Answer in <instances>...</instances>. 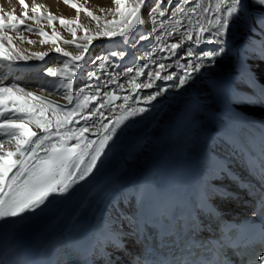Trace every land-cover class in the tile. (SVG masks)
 I'll return each instance as SVG.
<instances>
[{"label": "bare ground", "instance_id": "obj_1", "mask_svg": "<svg viewBox=\"0 0 264 264\" xmlns=\"http://www.w3.org/2000/svg\"><path fill=\"white\" fill-rule=\"evenodd\" d=\"M127 1L132 2V0ZM25 2L29 5L32 3L43 5L40 15L44 19L39 23L29 20L27 24L33 29H42L49 37L55 29L58 33L56 46L77 54L76 44H85L87 41L84 37L92 36L94 38L89 47L90 50L94 48L93 55L103 54L105 47L108 49L115 47L108 37L92 35L106 25L111 27L108 22L113 17L109 10L112 12L115 10L113 0H70L68 4L65 0H25ZM204 2L207 5L214 0H204ZM73 3L81 10L78 20L76 9L70 6ZM23 11L19 0H0V16L5 17L6 23V14L13 13L20 16ZM87 11L99 17V20H93L87 15ZM28 12L31 16L30 8ZM49 13L58 18L63 17L74 21V23L62 27L57 19L50 26L46 19ZM197 13H199V8H197ZM145 15H147L146 10ZM179 18L183 19L182 16ZM262 18H264V7L248 0L244 16L232 26L226 54L218 58L214 66L202 67L200 73L194 74L193 79L183 87L172 88L170 85L173 81L155 80L153 77L152 88L135 89L134 85L127 82L128 77L125 75L126 68L132 66L133 62L137 65L149 63V67L144 70L145 73L149 71L154 73L159 70L161 76L169 72H174L178 76L183 72L182 65L191 59L181 58L180 66H177L176 57L171 56L168 49L156 40L157 36H162L165 37L166 44L176 42L178 37L174 33L168 35L169 32H173V21L156 17L157 20H162L163 27L159 24L155 25V32H152L148 39L138 41L135 47L127 48L128 54L123 61L118 62L124 65V69L115 68L116 72L121 73L118 83L124 84V88L130 90L125 93L124 88L120 89L117 82L107 86V91L120 93L121 99L119 103L111 106L114 111H109L107 108L100 110L104 112L102 122L111 126L116 116L121 113L119 105L124 103L125 96L129 97V106L139 107L145 106L142 97L154 92L156 84L167 87L168 90L147 105L150 109L148 112L129 117L120 125L118 135H114L112 141H109V146L105 148L93 172L85 180L78 181L69 192L73 195L78 194L79 185L88 181L86 189L71 203L58 222L19 246L20 259L29 261L39 257L47 242L53 237L57 226L75 212L65 233L69 237H74L85 230L98 241L95 243L98 248L95 264H106L107 258L102 255L103 252H106L105 254L109 255L115 264H131L132 254L124 255L114 250L112 240H124L130 243L131 249L133 248L134 238L138 232L136 214L141 203L139 192L144 168L160 138L168 130L173 133L177 158L203 189L206 198L224 211L228 218L234 215L247 216L251 205L246 199L225 200L221 199L217 193L224 189L239 193L238 188L228 181L226 175L221 173V168H226L229 172L246 174L244 159L238 154L239 149L242 148L238 137L239 127L248 126L264 131V106L255 105L254 95V92L259 94L260 88L264 86V60L252 58L255 54L261 53V40L264 38L261 36V30L256 21ZM185 26L187 27V21H185ZM137 27L141 29L137 35H142L151 32L153 25L151 21H148L143 26L138 25ZM72 30L76 31L75 40L65 44V40L73 41ZM180 31H185V28H181ZM7 34L12 36L14 46L26 54L46 52L48 55L43 60L30 59L17 61L14 64L0 63V80L6 85L15 84L26 91H32L62 107H74L75 101L72 105H68L67 100L63 98V89H60V94H50L49 91L52 89V82L60 78L48 75L47 69L59 67L58 61L68 58L53 50L55 46L51 40L46 44L40 43L47 37L24 32L22 33L24 41L21 42L19 39L21 34L12 32ZM195 35L196 33L193 32V37ZM205 35L207 36L208 33ZM29 39L35 43H27ZM112 39L119 40L120 37ZM149 40L153 43H149ZM4 43L7 44V40ZM188 43L190 42L185 41V44ZM153 44L157 45L155 50ZM199 47H205V45L202 44ZM208 47L212 46L208 45ZM161 48L163 51H160ZM180 51V49L177 50L178 53ZM149 55L153 56V62L147 60ZM159 63L170 65V67L166 70L159 69ZM249 65L255 73V83L248 78L245 71ZM112 71L111 68L108 70V72ZM100 75L101 81L108 79L107 72H101ZM129 75L134 76L135 73ZM136 80L137 82L145 80V76L141 75ZM101 81L87 80L85 76H79L78 73V80L73 83V92L75 94L79 88ZM88 91L91 93L92 90ZM103 91L100 96H103ZM206 98L209 100L206 101ZM99 100L98 96L95 101L90 102L89 109L98 106ZM137 100L139 104L136 103ZM31 103L37 102L31 101ZM248 103L255 106L249 107ZM46 116L51 118V111L46 113ZM75 119L79 121L76 127L84 124L81 117L77 116ZM28 127L33 131H38L32 125ZM52 130L55 131V128ZM102 135L104 133L100 131L99 123L94 128L90 126V131L85 133L89 140H98ZM69 143L74 144L75 141ZM5 147L7 148L8 145ZM35 217L30 215L20 223L3 224L0 222V246L14 233L23 230L28 223L34 221ZM103 235L109 238L110 243L107 249H102L101 246Z\"/></svg>", "mask_w": 264, "mask_h": 264}, {"label": "snow or ice", "instance_id": "obj_2", "mask_svg": "<svg viewBox=\"0 0 264 264\" xmlns=\"http://www.w3.org/2000/svg\"><path fill=\"white\" fill-rule=\"evenodd\" d=\"M113 2L115 10L109 12L113 16L118 14L119 20L109 21L111 27L106 25L96 33V36L108 37L115 47L111 49L105 47L101 55H93L94 48L90 50L89 46L92 45L94 38L92 36L84 37L87 43L76 44L78 53L73 54L56 46L58 33L55 29L49 37L42 29H33L28 25L29 20L39 23L44 19L40 15L43 5L36 3L29 5L25 0H19L24 9L20 16L13 13L6 14L7 23L5 17L0 16V63L14 64L17 61L30 59L43 60L48 55L46 52L26 54L14 46L13 38L7 34L8 32L21 34L19 35L21 42L24 41L22 35L24 32L47 37L40 43L46 44L51 40L55 46L53 50L68 58L59 60V67L47 69L48 75L60 78L52 82L50 94H60V89H63V98L67 100V104L72 105L75 101L74 107H62L32 91H26L15 84L6 85L0 80V222L3 224L20 223L38 210L43 211L47 204L51 203L50 198L69 193L78 181L85 180L93 172L97 161L109 146V141H112L114 135H118L120 125L129 117L148 112L150 109L147 105L168 90L167 87L156 84L154 92L142 97L145 106L139 107L129 106V97L125 96L124 103L119 105L121 113L116 116L111 126L102 122L104 112L100 110L107 108L109 111H114L111 105L119 98L106 90L109 84L118 83L121 73L116 72L115 68L124 69V65L118 62L123 61L128 54L127 48L135 47L138 41L148 39L152 32H155V25L159 24L163 27L162 20H157L156 17L173 21V32H169L168 35L174 33L178 37L176 42L166 44L165 37L162 36H157L156 40L168 49L171 56L176 57L177 66H180L181 58L191 59L182 65L183 72L178 76L174 72L161 76L159 70L145 73L144 70L149 67V63L137 65L133 62L132 66L126 68L125 75L128 77L127 82L134 85L135 89L152 88L153 77L155 80L173 81L170 85L172 88L183 87L193 79L194 74L200 73L202 67L214 66L217 59L226 54L232 26L244 16L248 0H214L207 5L204 0H132L128 6L126 0H113ZM65 3H70V0H65ZM252 3L264 7V0H252ZM70 6L76 9L78 20L80 8L74 3ZM29 8L31 16L28 12ZM87 15L93 20H99V17L91 11H87ZM181 16L183 19L179 18ZM46 19L50 26L57 19L62 27L74 23L51 13ZM148 21L153 25L151 32L137 35L141 31L137 26H143ZM256 24L260 27L261 36L264 38V18L256 21ZM181 28H185V31L181 32ZM193 32L196 33L195 37ZM205 33L208 35L206 36ZM71 34L73 41L65 40V44L74 42L76 31L72 30ZM113 37L120 39L113 40ZM5 40L10 50L5 48ZM185 41L190 43L185 44ZM27 43L35 42L29 39ZM149 43L153 41L149 40ZM202 44L205 47H199ZM156 47L157 45L153 44L154 50ZM178 49L181 50L179 53ZM160 51H163V48ZM252 58L264 60V39L261 40V53L255 54ZM147 60L153 62V56L149 55ZM90 65L93 67H89ZM158 67L166 70L170 65L159 63ZM110 68L113 69L112 72H108ZM245 71L248 78L255 83L256 76L251 66L249 65ZM101 72L108 73L107 80L101 81ZM133 72L134 76L129 75ZM78 73L87 80L95 79L101 82L87 84L74 94L73 83L78 80ZM141 75L145 76V80L137 82L136 78ZM118 87L123 89L124 84L118 83ZM89 89L92 90L91 93ZM102 90H104L103 96H100ZM254 95L255 105L264 106V86L260 88L259 94L254 92ZM98 96L99 105L89 109L90 102L95 101ZM136 103L139 104V100ZM255 105L248 103L249 107ZM49 111L52 113L51 118L46 116ZM77 116L84 120V124L80 127H76L79 123L75 119ZM97 123L100 124V131L104 135L98 140L87 139L85 133L90 131V126L94 128ZM29 125L34 126L38 131H33L28 127ZM53 128L55 131L52 130ZM73 140L74 144L69 143ZM5 145L8 147L6 148ZM220 171L223 175L230 176L228 169L221 168ZM257 171L259 191L255 195L249 191L248 195L253 196L255 200L253 216L259 215L261 220L259 228L249 222L248 226L242 229H230V234L224 235L225 243H220V248L217 249L197 241L196 228L200 226L193 224L184 236L179 254L173 251L170 259L167 257L155 259L150 264H225L222 256L226 254L221 251L225 247L231 249L232 255L240 257L239 264H264V134H262L259 158L249 170L253 179H257L254 175ZM217 195L225 200L239 199L237 193L227 189L218 192ZM120 243L124 242L121 240ZM113 248L116 251L124 250L119 244H114ZM257 248L261 250L257 251ZM245 257L247 260L244 259ZM106 264H115V261L109 256ZM229 264H234L230 257Z\"/></svg>", "mask_w": 264, "mask_h": 264}, {"label": "rangeland", "instance_id": "obj_3", "mask_svg": "<svg viewBox=\"0 0 264 264\" xmlns=\"http://www.w3.org/2000/svg\"><path fill=\"white\" fill-rule=\"evenodd\" d=\"M126 3H128V4H126V6H128V5L131 4L132 2H128V1H127ZM112 18H113V19H116V20H119V16H118V14H116V16H113ZM112 18H111L109 21H112V20H113ZM96 33H97V32H96ZM96 33H94V34H92V35L96 36ZM90 35H91V34H90ZM99 37H100V36H99ZM118 198H119V197H118ZM118 198H117V199H118ZM104 215L106 216V211L104 212Z\"/></svg>", "mask_w": 264, "mask_h": 264}, {"label": "water", "instance_id": "obj_4", "mask_svg": "<svg viewBox=\"0 0 264 264\" xmlns=\"http://www.w3.org/2000/svg\"><path fill=\"white\" fill-rule=\"evenodd\" d=\"M116 101V100H115Z\"/></svg>", "mask_w": 264, "mask_h": 264}]
</instances>
